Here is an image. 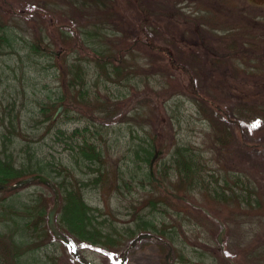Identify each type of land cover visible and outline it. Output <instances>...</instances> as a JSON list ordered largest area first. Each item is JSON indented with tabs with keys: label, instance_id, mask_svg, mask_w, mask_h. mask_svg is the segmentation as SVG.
Instances as JSON below:
<instances>
[{
	"label": "rangeland",
	"instance_id": "374dc122",
	"mask_svg": "<svg viewBox=\"0 0 264 264\" xmlns=\"http://www.w3.org/2000/svg\"><path fill=\"white\" fill-rule=\"evenodd\" d=\"M142 8L157 17L152 15L151 22L144 24ZM160 12H178L193 23L178 16L159 17ZM0 14L21 39L15 53L0 54V96L4 102L15 101L18 128L12 135L14 144L0 157L26 160L23 147L27 145L34 159L46 158L56 170H69L73 157L79 158L77 150L72 151L81 140L75 130L88 129L86 136L92 135L89 140L100 150V171L86 174L84 169V174L71 176L94 180L101 175L103 181L87 186L83 197L97 221L110 220L118 229L115 233H120L114 234L119 238L114 247L76 239L79 248L74 244L75 248L90 264L120 263L125 248L144 233L136 228L141 219L174 229L177 237L162 238L151 232L163 242L137 243L124 264H264V0H0ZM142 31L154 44L169 47L193 76L201 98L181 87V83L189 85L188 76L170 68L162 51L144 45ZM24 41L37 42L47 53L28 56ZM134 42L133 50H125ZM98 48L108 49L103 56L124 58L121 77L109 75L113 64L100 66L103 85L96 80L97 64L87 60L95 58L90 50ZM131 57L140 74L149 75L147 83L136 79L137 89L130 75ZM76 69L85 70L82 87L93 89L85 101L77 97L81 85H71ZM60 97L66 102L56 100ZM47 101L56 104L49 113L51 121L42 123L39 106ZM59 106L61 111L55 115ZM216 107L239 122L241 129ZM95 119L98 122L93 123ZM142 138L153 139L152 155L159 151L152 168L158 181L145 183L144 190L118 191L119 174L134 173L135 150ZM179 148L198 161L197 174L211 179L210 187H188L179 182L176 171L166 169ZM141 165L148 171L147 163ZM51 180L57 181L55 173ZM158 185L164 189H157ZM16 190L20 199L41 196L42 202L52 205L51 189L38 182ZM175 192L179 201L169 198L168 193ZM249 195L252 203H247ZM150 199L158 203L156 212L151 213ZM83 220L78 225L87 229L89 219ZM126 227L136 235L122 242L119 230ZM16 230L17 236L27 233L21 227ZM0 232L11 234L3 226ZM51 241L45 237L36 242L39 246L32 259L23 256L25 246L16 243L21 264L40 262L42 257L47 264H81L69 246Z\"/></svg>",
	"mask_w": 264,
	"mask_h": 264
},
{
	"label": "trees",
	"instance_id": "16d2710c",
	"mask_svg": "<svg viewBox=\"0 0 264 264\" xmlns=\"http://www.w3.org/2000/svg\"><path fill=\"white\" fill-rule=\"evenodd\" d=\"M1 20L2 18L0 16V54L3 55L6 52L15 53L16 44L18 46L19 43H21V39L17 37V32L15 31L14 27L10 26L7 22ZM24 44L25 48L28 51V56H30V53L38 54L43 53V51H46L47 53V49L45 47H43L44 50L42 48L40 49L37 42L24 41ZM107 50L108 49L100 51L99 48L92 49L90 51H93V54H91L90 56H92L91 58H95L89 59L87 57V60L93 61L95 64H97L94 66V68L96 72V80L98 79V81L101 79L100 66L106 63L112 64V58H115L111 56H103L102 54H104ZM123 56L125 57V55ZM131 61L132 60H129V63ZM131 65L132 64H129L130 67ZM111 67L112 70L109 72V75H112L113 77H121L120 75L122 74V71L113 67L112 65ZM70 70L72 69L70 68ZM76 70L77 71L73 74L72 78H70V81H72L71 85H81L82 89H79L77 97L85 101L88 99L87 97L90 96V92L93 94V89L91 90V88H87L86 86L82 87V84H85V70H83L84 73H82V71L79 72V69ZM114 72L116 73L112 74ZM127 78L128 77H125L124 79L126 80ZM90 82L91 80L88 82V85H90ZM62 83L64 84V79L62 80ZM71 88L73 89V87ZM94 91L98 92L99 89H94ZM94 97L98 98L99 96L94 95ZM2 98L3 97L0 96V153H3V150L10 149V145L14 144L12 135L15 130L18 129L14 118L16 117V115L14 116L13 114L16 108L15 101L4 102ZM56 100L60 103L64 101L66 102L64 97H60ZM55 104L56 103L53 101H47L46 103L41 105L39 104L40 106L38 114L39 118L43 120L42 123L51 121L52 116L50 117L49 113L50 110L54 108ZM92 122L96 123L98 121L95 119L92 120ZM98 125L102 124L98 123ZM75 132L81 135V140H78V144H74V146L72 147V151L74 152L75 150H77L79 158L73 157V163L71 164V169L69 170L63 168L62 170H56L53 166L54 162L49 161L46 158L42 160H39L37 158L34 159V154L26 150L27 145L23 147V154L25 155L24 158L26 160H24L22 157L17 159V161H14L8 157H5V159L0 157V193H2V195L0 196V226L9 228V230L11 231V234L10 232H0V248H2L3 250H0V264H21V261L19 259L20 253L18 254V252L16 251V248L18 249L17 244L24 245L25 250L22 251L21 254L26 257L30 256L32 259L34 258V249L38 248L39 246L36 245V242L40 241L41 239H45V237H48L51 243H53L51 240L56 241L47 226V215L52 205L49 207L46 205V202H42L41 196H31L29 199L25 200L20 199L18 191L16 190L17 187H14L16 182L37 175L44 176L51 180V173H55V178L57 179V181L53 183L59 192L58 217L56 219L57 227L60 231L62 230V233H68L67 237L73 244H75L77 248H79L78 243H76L77 240L81 243H85L88 245H113L112 247L118 245L117 243L119 241V238L114 236V234H117L115 232H117L118 229L115 227L114 223L107 219H101V221H97L90 213L91 208L86 204L83 197V190L87 186L99 184L103 181V179L100 177L101 175H97L98 178L96 177V179L94 180H84L80 178L76 179L75 177L73 178L71 176V174L73 175L74 172L84 174V169H86V174L97 173L100 171L99 164L101 154L100 150H98L94 145L96 144V142L89 140L92 135L89 137L86 136V133L88 132L87 128L76 129ZM56 135L57 137H61L63 139L60 133H57ZM154 148L155 147L153 145V139H151L150 141H148L147 138L141 139L140 143L137 145V148L135 150L134 173L132 172V170H127L119 174L117 178L118 191L125 190V192L131 193L132 189H138L139 187L144 190L145 183L152 184L153 182H155V179H153L152 170L153 163L151 162L153 157L152 152L154 151ZM187 152L188 150L185 148L177 149L175 153L171 154L169 159L170 164L168 167H166V169L176 171V173L178 174V176H180L182 180L179 182H181L182 184L186 182L188 184V187L192 188L194 185L197 186L202 184L207 187H210L211 185H209V182H212L211 179L205 177L202 174H197V171L198 173L201 171L197 164L198 161H196L194 157L189 155ZM156 153L159 154V151H155L154 154ZM146 163L149 167L148 171H145L141 165ZM167 174L168 173H165V175ZM33 182L38 181H32L30 184H32ZM222 182L224 183L225 179ZM38 183L44 185L40 182ZM181 183H179L180 185L178 187H181ZM241 184L242 183H240V185ZM162 188L163 187L158 188L157 186V189L159 190ZM223 190L225 191L224 193H226L227 190ZM217 191L216 193L219 194L221 197H226L225 195H221L219 193V190ZM175 193H168L169 198L172 201H179V196L177 195V193ZM250 197L251 196L249 195L247 203H252ZM149 202L150 208L152 209L151 213H153L154 211L156 212V209L154 207L158 206V203L154 202L152 199H150ZM88 212L90 213V215ZM166 212L169 213L168 208ZM169 214L171 215L172 213ZM173 214L176 213L173 212ZM83 219H89L86 224L87 229L81 225H78L83 223ZM12 226L13 228L11 230ZM16 227H21V229H24L27 233L20 234L19 236H17V234L19 233L17 232ZM136 228L144 233H155L156 235L162 238L173 239L177 237V232L174 231V229L166 228L165 230V228H158V224L154 220H138ZM119 231L123 235V237H120L121 240L127 239L128 237L132 239L136 235V232H134L132 228L128 227L123 228L122 230L120 229ZM12 237L18 238L17 241L15 240V238L13 239ZM123 241L124 240H122V242ZM141 241L148 240L143 239ZM32 243H34V246H31ZM31 259L29 260L31 261ZM39 259L40 262L33 261L32 263L47 264V262H45L44 257Z\"/></svg>",
	"mask_w": 264,
	"mask_h": 264
},
{
	"label": "flooded vegetation",
	"instance_id": "af4514ba",
	"mask_svg": "<svg viewBox=\"0 0 264 264\" xmlns=\"http://www.w3.org/2000/svg\"><path fill=\"white\" fill-rule=\"evenodd\" d=\"M39 12L41 13V11H39ZM141 13L143 14V22H144V24L150 23L151 22V20H150L151 16L152 15H155L154 11L151 12L150 10H148L146 8H144L143 9V12H141ZM46 14H48L47 11H46ZM158 16L159 17L162 16V17L170 18L169 20H172L173 18H175V16H178L183 22L193 23L192 22L193 20L184 18L183 15L182 14H179L178 12H171V13H166V12H163L162 13V12H160V14ZM155 17H157V15H155ZM151 24H153V22ZM194 25H195V27H194L195 28V32H196V34L200 38V33H199L198 25H197V23L194 24ZM157 27H159V26H157ZM147 35H148L147 33L144 34V32L142 31V37L144 39V45L146 47H148V48H155V50L162 51L166 55V57H167V60L168 61L166 63L170 66V68L175 69V70H179V71L185 73L188 76V83H189V85H184L183 83H181L180 84L181 87H183L185 89V91H188L189 89L192 90L193 95L195 96L194 98H201L200 94H198L196 92V89L197 88H196L195 80H194L193 76L190 74L189 70L181 62H179L177 60V58H174V56L172 54V51L169 49V47L164 46V45L163 46H160L158 44H154L152 42V39H150L149 36H147ZM138 40L139 39H136V42ZM200 40H201L202 46L204 48H206L207 50H209L210 48H208L206 46V44L203 43L202 39H200ZM134 44H135V42L132 45H130L129 47L125 48V50H127L128 52L131 51V50H133L135 48L134 47L135 46ZM125 50H124V52L126 53ZM123 59L124 58L122 57V55L119 54L117 58L116 57L115 58H112V64L114 65L115 68L121 70L122 68H120V64H121V62H122ZM126 59H129V58H126ZM129 60H132L131 63H128V64H132L131 67H130V75H131V78L132 79H135V81H134V83L132 85L137 89V84L138 83H140V82L147 83V81L149 79V75H146L143 72H142V74H140L141 72L138 71L139 69L136 67V63L137 62L136 63H133L134 62V59L132 57ZM136 79L137 80H141V81L137 83L136 82ZM100 81L102 82L101 85H103L104 84L103 80L100 79ZM145 87H146L145 85H140L139 86V88H145ZM141 92H143V91H141ZM135 100H136V96H135L134 101ZM216 110L220 111L227 118L228 122H231L232 124H235L236 127L238 128V130L241 129V124L239 122H237L236 120L230 118L224 111H221V109H219L218 107H216Z\"/></svg>",
	"mask_w": 264,
	"mask_h": 264
},
{
	"label": "water",
	"instance_id": "95a60500",
	"mask_svg": "<svg viewBox=\"0 0 264 264\" xmlns=\"http://www.w3.org/2000/svg\"><path fill=\"white\" fill-rule=\"evenodd\" d=\"M233 54L232 53H227V54H218L221 57H225L227 55ZM61 111V107H59L55 113V115H57L59 112ZM156 157V156H155ZM155 157L153 159H155ZM37 180L38 182L48 186L49 188H51L52 192H53V204L50 208V210L48 211V215H47V226L49 228V230L51 231L54 239L60 240L62 242H64L65 244H67L70 248V252L71 254L82 264H90L78 251L77 249L71 244V242L69 241V239L64 236L57 228L56 225V216H57V210L59 207V192L58 190L55 188V186L53 185V183L46 177L41 176V175H37V176H33L21 181H18L15 183L14 187H20V186H24L27 184H30L32 181ZM143 239H151V240H159L162 241L161 239L155 237L152 234L149 233H144V234H140L139 236H137L135 239H133L130 244L125 248L124 252L121 255V262L119 264H123L127 255V252L134 247L139 241L143 240ZM163 242V241H162ZM168 254H170V251L168 252Z\"/></svg>",
	"mask_w": 264,
	"mask_h": 264
}]
</instances>
